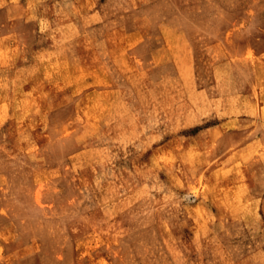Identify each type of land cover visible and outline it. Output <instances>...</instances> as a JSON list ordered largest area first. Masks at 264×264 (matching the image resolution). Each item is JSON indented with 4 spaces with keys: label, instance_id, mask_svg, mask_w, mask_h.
Masks as SVG:
<instances>
[{
    "label": "rangeland",
    "instance_id": "rangeland-1",
    "mask_svg": "<svg viewBox=\"0 0 264 264\" xmlns=\"http://www.w3.org/2000/svg\"><path fill=\"white\" fill-rule=\"evenodd\" d=\"M225 113L246 179L157 146ZM261 195L264 0H0V264H264Z\"/></svg>",
    "mask_w": 264,
    "mask_h": 264
},
{
    "label": "crops",
    "instance_id": "crops-1",
    "mask_svg": "<svg viewBox=\"0 0 264 264\" xmlns=\"http://www.w3.org/2000/svg\"><path fill=\"white\" fill-rule=\"evenodd\" d=\"M78 0H74V2H77ZM83 1H90V0H83ZM195 3H201V4H206V3H211V2H228L230 0H193ZM235 0H232V2ZM241 2H248L249 0H240ZM99 3V1H98ZM82 14H84V16H82L83 18H92L93 20H95V22H93L92 24L96 25L98 28L100 27L99 23L101 21H103V19L105 18V14L104 12H102V10L97 9L94 12H88V11H82ZM214 14L212 13V11H197L195 10L194 12V23H193V34L194 36V40L193 43H195V41L197 42L196 38L198 35L200 34H207L210 37L213 35H216L217 32L215 31L214 27H211V22H204L208 23L209 25H204L201 21V19H213ZM14 17V16H13ZM216 17V16H215ZM201 23L203 24V27L201 29ZM198 25H200V30L197 31ZM139 27L137 26H133V27H129V29L127 31H125V36H127L130 39H135L137 37H139L140 34V29H138ZM227 28H223L222 31H219V34L223 35V37L220 39V41H222V43H224L225 45H227V36H225L227 34ZM177 33L180 34H189L188 32V27L187 25H183L182 29H178V31L176 30ZM179 34V35H180ZM181 39V36L179 37ZM213 40L210 41L209 44H213ZM215 80V79H214ZM218 80V78H217ZM216 81V80H215ZM199 90L202 89H206V87H199ZM230 114L225 113L224 115H214L212 116V118H209L206 122L202 123V122H197L195 124H192L186 128H184L185 130H188L189 132L186 134H183V139L182 138H172V139H164L161 141V143L159 145H157L160 149L162 148H170L168 146H170V143H174V142H188L189 140L192 143H195L198 146H202V147H207V146H211L212 148H214L213 150H211V152L213 155V161H218L219 163L223 164L221 168L225 169L224 171L228 172L230 176H232L233 178H239V179H243L247 177V174H249V172H258L257 170V165L256 167L254 166V164L249 165L250 169H248L247 165L248 163L251 162H256V161H252L253 158L257 157L254 154V150L252 148H254V140L247 138L244 139L242 138V134L244 131H246L248 128H246V124H238L236 125V127H232L230 125ZM207 135H216V138H211L207 140ZM206 141V142H205ZM183 146V145H182ZM152 149L153 146H149L146 150V154L144 156V160H146L145 162L152 160ZM170 152V151H168ZM173 154V151H172ZM257 159V158H256ZM252 168V169H251ZM248 178V177H247ZM263 200V201H262ZM257 206L258 210L263 209L264 207V197L261 195V197H259V201L257 203H254V208ZM230 207V206H229ZM228 207V209H230ZM228 211V210H227ZM214 220L216 221L218 216H214Z\"/></svg>",
    "mask_w": 264,
    "mask_h": 264
}]
</instances>
